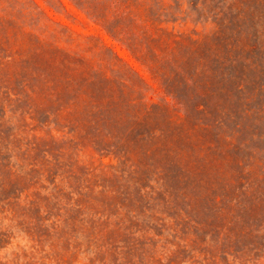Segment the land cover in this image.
<instances>
[{"label": "rangeland", "instance_id": "374dc122", "mask_svg": "<svg viewBox=\"0 0 264 264\" xmlns=\"http://www.w3.org/2000/svg\"><path fill=\"white\" fill-rule=\"evenodd\" d=\"M117 2L144 33L79 8ZM13 241L27 264H264V0H0Z\"/></svg>", "mask_w": 264, "mask_h": 264}, {"label": "trees", "instance_id": "16d2710c", "mask_svg": "<svg viewBox=\"0 0 264 264\" xmlns=\"http://www.w3.org/2000/svg\"><path fill=\"white\" fill-rule=\"evenodd\" d=\"M116 5H118L116 7L117 14L110 13L109 15L101 13L103 11L101 9L103 3H97V5L94 3L92 7L87 4L85 5L86 7L79 8L93 24L102 29L107 35H110L113 39L118 40V38H120L118 36L125 39L126 37H124V34L126 33H130L132 36L137 35L138 37L141 30H143L142 33L146 31L144 28L142 29V26L146 25V21L137 16L135 17L130 12V17L125 15L124 10H126L127 7L122 2H117ZM148 32L149 30H147V33ZM135 40H137V38H135Z\"/></svg>", "mask_w": 264, "mask_h": 264}, {"label": "clouds", "instance_id": "9594fccd", "mask_svg": "<svg viewBox=\"0 0 264 264\" xmlns=\"http://www.w3.org/2000/svg\"><path fill=\"white\" fill-rule=\"evenodd\" d=\"M30 256L27 247L23 242L13 241L12 245L0 251V264H27L25 256ZM5 257L9 259L5 262Z\"/></svg>", "mask_w": 264, "mask_h": 264}]
</instances>
